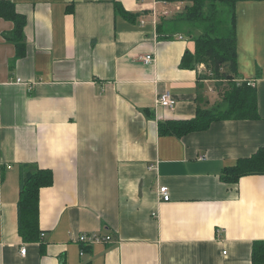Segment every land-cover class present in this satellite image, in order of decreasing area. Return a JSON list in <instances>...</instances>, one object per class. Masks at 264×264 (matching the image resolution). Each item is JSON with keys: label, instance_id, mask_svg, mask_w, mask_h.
<instances>
[{"label": "crops", "instance_id": "1", "mask_svg": "<svg viewBox=\"0 0 264 264\" xmlns=\"http://www.w3.org/2000/svg\"><path fill=\"white\" fill-rule=\"evenodd\" d=\"M8 1L26 18L27 49L16 59L4 38L14 25L0 19V264H254L264 175L227 184L222 173L264 148V0L237 3V81L255 85L259 118L183 137L159 124L217 108L226 84L205 64L182 67L193 39L159 32L184 4ZM165 92L172 108L157 104ZM25 165L54 177L40 192L39 243L18 232ZM93 233L111 240L83 256L78 239Z\"/></svg>", "mask_w": 264, "mask_h": 264}, {"label": "trees", "instance_id": "2", "mask_svg": "<svg viewBox=\"0 0 264 264\" xmlns=\"http://www.w3.org/2000/svg\"><path fill=\"white\" fill-rule=\"evenodd\" d=\"M169 4H184L173 22L188 23L198 34L190 33L196 42L195 52L187 53L182 67L196 69L205 64L208 77L226 81L222 100L217 108L199 109L194 119L167 120L159 124L161 135L183 137L189 133L206 131L211 125L222 120H256L259 118L257 92L247 82L237 81V19L235 4L238 0H158ZM125 17L129 14L124 12ZM0 19L13 23L14 28L4 33L6 41L16 47V59L25 57L24 44L26 18L17 12L15 4L0 0ZM175 26V25H174ZM176 27V26H175ZM159 26L161 34L171 31ZM192 34V36H191ZM20 179V200L18 203V232L24 243L42 241L40 218V192L54 181L50 170L34 165L22 167ZM250 175H264V148L250 158L239 159L235 165L223 170L222 179L227 184H237L241 178ZM81 254L91 255L92 246L81 244ZM251 259L254 264H264V241L253 244ZM84 264L91 262L84 260Z\"/></svg>", "mask_w": 264, "mask_h": 264}, {"label": "built area", "instance_id": "3", "mask_svg": "<svg viewBox=\"0 0 264 264\" xmlns=\"http://www.w3.org/2000/svg\"><path fill=\"white\" fill-rule=\"evenodd\" d=\"M177 9L180 10L179 8H177ZM143 61L146 64H149V63H152L154 61V58H153L152 55H147L146 57L143 58ZM18 81L20 82L21 80H18ZM247 83H248L249 86H252V84H253L250 81H248ZM157 104L160 107L172 108L174 106V101H173L171 93L170 92H165V93L161 94L158 97ZM158 194H159V197L165 202H168L171 199L169 189L166 186H162L159 189ZM44 237H45V233H42L41 234V238L43 239ZM110 240H111L110 236L102 237L99 234L93 233V234H83V235H81L79 237V239H78V242L81 243V244H86V245H89V246H93L96 243H101V242L110 241ZM26 252H27L26 248H22L21 254L25 255Z\"/></svg>", "mask_w": 264, "mask_h": 264}, {"label": "rangeland", "instance_id": "4", "mask_svg": "<svg viewBox=\"0 0 264 264\" xmlns=\"http://www.w3.org/2000/svg\"><path fill=\"white\" fill-rule=\"evenodd\" d=\"M238 1H240V0H238ZM238 1L236 2L235 7H234L235 10H236V19H237V3H238ZM178 11H179L178 9L172 8V12L178 13ZM173 19L172 20L171 19L164 20L165 25H167L169 27H172L171 31H177L178 33H181L182 35H184L186 38H188V41L193 39L192 37H190V33H194V34H198L199 33V31H195L194 28L192 30V28L190 27V25L188 23L185 22V23H182L180 25H177V24H175V22H173ZM191 36H192V34H191ZM224 89L225 88L223 86L222 92H221V97H222V93L224 92Z\"/></svg>", "mask_w": 264, "mask_h": 264}]
</instances>
